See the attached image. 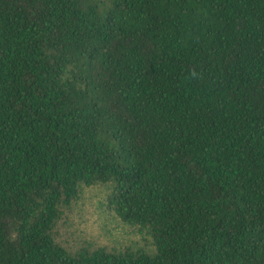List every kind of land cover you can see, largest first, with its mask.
<instances>
[{"label":"trees","instance_id":"1","mask_svg":"<svg viewBox=\"0 0 264 264\" xmlns=\"http://www.w3.org/2000/svg\"><path fill=\"white\" fill-rule=\"evenodd\" d=\"M0 264H264V0H0Z\"/></svg>","mask_w":264,"mask_h":264},{"label":"rangeland","instance_id":"2","mask_svg":"<svg viewBox=\"0 0 264 264\" xmlns=\"http://www.w3.org/2000/svg\"><path fill=\"white\" fill-rule=\"evenodd\" d=\"M100 190L85 194L83 200L71 211V226L77 230L74 234L75 242L81 244L83 241H96L103 246L116 248L131 245L132 242L138 243L139 237L129 227L115 219L113 213H105L100 209L99 203L101 205L103 199Z\"/></svg>","mask_w":264,"mask_h":264}]
</instances>
